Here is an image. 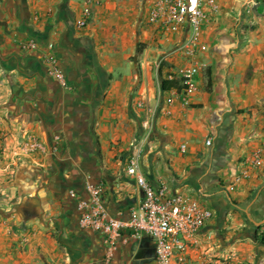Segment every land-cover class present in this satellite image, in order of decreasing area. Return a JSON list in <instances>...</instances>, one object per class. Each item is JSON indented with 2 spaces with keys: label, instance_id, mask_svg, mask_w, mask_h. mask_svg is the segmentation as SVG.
<instances>
[{
  "label": "crops",
  "instance_id": "0c3cea01",
  "mask_svg": "<svg viewBox=\"0 0 264 264\" xmlns=\"http://www.w3.org/2000/svg\"><path fill=\"white\" fill-rule=\"evenodd\" d=\"M215 1L184 104L160 81L188 63L186 30L152 22V0H0V264H102L77 201L99 183L108 214L127 219L142 197L127 158L146 133V180L211 212L190 263L264 264V155L246 164L264 142V0ZM116 245L109 264H155L147 236Z\"/></svg>",
  "mask_w": 264,
  "mask_h": 264
},
{
  "label": "built area",
  "instance_id": "2783aa9c",
  "mask_svg": "<svg viewBox=\"0 0 264 264\" xmlns=\"http://www.w3.org/2000/svg\"><path fill=\"white\" fill-rule=\"evenodd\" d=\"M249 3V2H248ZM212 9L217 7L215 0H152L149 19L158 23L165 32L186 30V39L181 51L188 59V63L177 67L167 79L177 77L181 79L183 88L176 90L175 97L184 103H189V97L196 90V76L199 63L194 58L199 52L206 50V45L200 42L201 25L205 18L203 6ZM252 13L251 3L247 8ZM88 15V12H85ZM77 21L82 26L86 18ZM189 59H192L190 61ZM47 72L60 84L66 85L65 78L53 58L48 60ZM173 97L169 98L171 101ZM152 122L148 121V132ZM149 133L134 139L127 158L126 173L135 178L142 197L139 203L130 207L127 219L115 218L108 214L103 204L102 186L99 183L85 184L87 197L77 201L78 225L102 236L104 254L102 264H109L112 260L119 238L140 239L149 237L153 242L155 264H191L187 255V242L210 219V210L204 208L190 195L172 191L164 183L153 187L140 172L142 159L141 142ZM210 143V139L206 140ZM32 147L36 146L34 143ZM185 151V145H181ZM264 155V142L246 160V164L259 166ZM205 264H213L211 261Z\"/></svg>",
  "mask_w": 264,
  "mask_h": 264
},
{
  "label": "trees",
  "instance_id": "16d2710c",
  "mask_svg": "<svg viewBox=\"0 0 264 264\" xmlns=\"http://www.w3.org/2000/svg\"><path fill=\"white\" fill-rule=\"evenodd\" d=\"M161 88L166 90L176 88L178 91L183 88L181 79L174 77L173 79L162 78L160 81Z\"/></svg>",
  "mask_w": 264,
  "mask_h": 264
}]
</instances>
